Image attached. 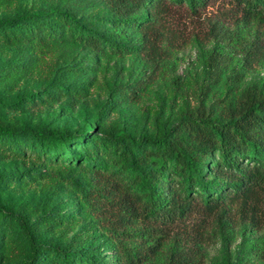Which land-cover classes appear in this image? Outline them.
Returning a JSON list of instances; mask_svg holds the SVG:
<instances>
[{
  "label": "rangeland",
  "instance_id": "rangeland-1",
  "mask_svg": "<svg viewBox=\"0 0 264 264\" xmlns=\"http://www.w3.org/2000/svg\"><path fill=\"white\" fill-rule=\"evenodd\" d=\"M163 2L161 12L143 14L147 34L157 38L155 56L138 29L117 23L98 0H0V138L2 129L29 138L41 131L83 133L109 141L106 145L121 131L135 140L157 138L204 110L222 119L215 105L228 97L233 70L241 88L258 81L264 89V25L245 19L238 0H206L197 12L186 2ZM51 9L69 10L88 29L130 48L123 54L96 53L65 39L40 53L7 29L10 21L45 16ZM45 21L65 30L52 17ZM247 41L257 47L247 49ZM215 46L227 60L207 87ZM131 88L137 89L135 102ZM6 138L0 148V264H28L33 246L86 244L98 264H112L122 245L142 247L133 264H171L179 258L193 264H264V190L246 204L226 201L214 210L196 202L183 219L148 231L141 218L128 215L118 187L97 171L114 165L112 160L101 154L96 163L87 162L96 156L94 147L101 153L107 148L98 140L86 149L74 146L80 159L63 160L50 159L39 147L23 152L22 144L11 141L16 137ZM217 158L212 154L211 163ZM41 264L58 263L47 253Z\"/></svg>",
  "mask_w": 264,
  "mask_h": 264
},
{
  "label": "trees",
  "instance_id": "trees-1",
  "mask_svg": "<svg viewBox=\"0 0 264 264\" xmlns=\"http://www.w3.org/2000/svg\"><path fill=\"white\" fill-rule=\"evenodd\" d=\"M98 1L104 3L117 23L138 29L152 54H160L157 38L152 40L147 34L150 26L143 14L145 11L148 15L161 12L163 0ZM177 1L186 2L192 12H197L206 3V0ZM238 3L245 19L264 25V0H238ZM45 16L58 20L65 30H56L45 21ZM45 16H24L8 22L7 29L13 31L15 39L32 45L40 53L50 51L54 44L65 39L75 40L96 53L113 49L123 54L130 48L99 31L88 29L69 10L51 9ZM63 33L65 38H62ZM256 47L255 42H246L247 49L254 50ZM220 50L219 46H215L216 52L209 58L207 87H211L212 81L219 75L220 63L227 60L226 54ZM239 78V73L233 70L228 77V81L233 83L228 87V97L217 100L215 106L222 116L220 120L212 119L204 110L197 117L184 118L165 128L160 137L135 140L126 131H121L113 135L108 145L109 141L105 139L83 133L41 131L29 138L2 129L4 136L0 138V148L7 145L6 136H12L17 139L11 141L22 144L19 149L23 152L39 147L50 159H80V154L74 152V146L86 149L98 140L107 148L101 153L99 147H94L96 156L87 162L96 163L101 154L112 160L114 165L109 167L105 164L97 171L103 170L100 176L105 177L106 182L110 181V185L118 187V199L132 213L128 215L141 218L147 224L144 229L148 231L157 224L171 225L183 219L196 202L208 210L221 208L226 201L227 204H246L256 198L259 190H264V89L258 81L241 88ZM131 89V101L135 102L138 99L137 89ZM214 153L218 154V158L211 163ZM106 188L109 186L102 189ZM22 224L28 230V223ZM159 230L162 231L161 227ZM32 248L28 264H41L47 253L58 264H98L94 254H90L91 244L75 248L53 249L43 245ZM140 249L141 246L134 250L122 245L112 264H133L135 259L140 258ZM182 259H175L171 264H193Z\"/></svg>",
  "mask_w": 264,
  "mask_h": 264
}]
</instances>
